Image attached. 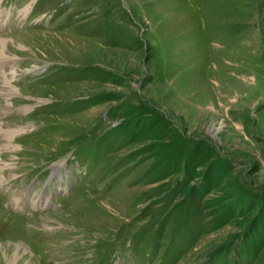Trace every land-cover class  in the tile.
I'll list each match as a JSON object with an SVG mask.
<instances>
[{
	"label": "rangeland",
	"instance_id": "rangeland-1",
	"mask_svg": "<svg viewBox=\"0 0 264 264\" xmlns=\"http://www.w3.org/2000/svg\"><path fill=\"white\" fill-rule=\"evenodd\" d=\"M0 45V264H264V0H0Z\"/></svg>",
	"mask_w": 264,
	"mask_h": 264
},
{
	"label": "trees",
	"instance_id": "trees-1",
	"mask_svg": "<svg viewBox=\"0 0 264 264\" xmlns=\"http://www.w3.org/2000/svg\"><path fill=\"white\" fill-rule=\"evenodd\" d=\"M228 221L227 218L225 217H218L217 220L215 221L213 229H217L218 227H221L222 225H225V223Z\"/></svg>",
	"mask_w": 264,
	"mask_h": 264
},
{
	"label": "bare ground",
	"instance_id": "bare-ground-1",
	"mask_svg": "<svg viewBox=\"0 0 264 264\" xmlns=\"http://www.w3.org/2000/svg\"><path fill=\"white\" fill-rule=\"evenodd\" d=\"M191 20V19H190ZM189 22V21H188ZM1 46V45H0ZM32 70V69H31ZM37 69H35V70H33V71H31V73H33V72H35ZM29 71V70H28ZM30 74V73H29ZM55 171V170H54ZM41 198V197H40ZM28 200H30V198L28 199ZM32 201V200H31ZM44 203H45V201H44ZM43 204V203H42Z\"/></svg>",
	"mask_w": 264,
	"mask_h": 264
}]
</instances>
